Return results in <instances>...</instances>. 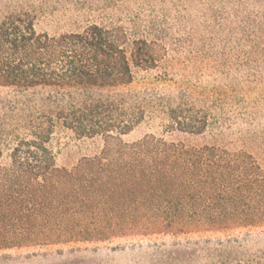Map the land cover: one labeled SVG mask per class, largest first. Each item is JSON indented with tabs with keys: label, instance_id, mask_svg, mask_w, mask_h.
<instances>
[{
	"label": "trees",
	"instance_id": "1",
	"mask_svg": "<svg viewBox=\"0 0 264 264\" xmlns=\"http://www.w3.org/2000/svg\"><path fill=\"white\" fill-rule=\"evenodd\" d=\"M227 2L214 19L234 35L242 63L255 65L264 59V0ZM246 5L256 8L239 10ZM149 35L115 21L49 35L35 31L28 11L1 16L0 138L14 144L0 164V250L264 224V171L245 156L153 134L122 140L154 103L149 89L131 88L134 69L152 70L161 58ZM164 112L169 130L200 135L208 127L191 105ZM63 131L102 147L58 167L50 145ZM226 242L210 258L216 264H264V251L249 255L231 245L236 238Z\"/></svg>",
	"mask_w": 264,
	"mask_h": 264
},
{
	"label": "rangeland",
	"instance_id": "2",
	"mask_svg": "<svg viewBox=\"0 0 264 264\" xmlns=\"http://www.w3.org/2000/svg\"><path fill=\"white\" fill-rule=\"evenodd\" d=\"M223 5L225 11L230 8L227 0H0V18L6 11H28L35 31L49 35L110 21L151 32L148 38L155 36L162 45L161 58L152 70L134 69L131 88L149 89L154 103L122 140L130 143L153 134L167 141L216 147L221 156L231 160L245 156L264 171V59L255 65L242 63L244 55L235 48L234 35L218 26L213 16V10ZM253 8L246 5L239 10ZM178 103L207 114L204 133L189 135L167 128L165 108ZM13 144L9 136L0 138V164L9 163ZM50 146L56 166L71 168L97 154L102 142L63 131L54 135ZM228 238L237 239L231 245L240 251L259 254L264 251V224L227 232L116 236L12 248L0 250V255L9 256L0 264H216L210 258L223 251Z\"/></svg>",
	"mask_w": 264,
	"mask_h": 264
}]
</instances>
